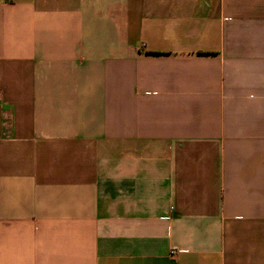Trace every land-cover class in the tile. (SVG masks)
Masks as SVG:
<instances>
[{
    "label": "crops",
    "instance_id": "0c3cea01",
    "mask_svg": "<svg viewBox=\"0 0 264 264\" xmlns=\"http://www.w3.org/2000/svg\"><path fill=\"white\" fill-rule=\"evenodd\" d=\"M0 264H264V0H0Z\"/></svg>",
    "mask_w": 264,
    "mask_h": 264
}]
</instances>
